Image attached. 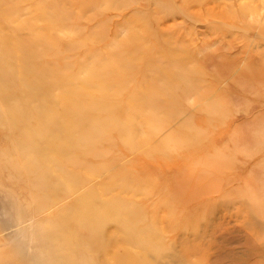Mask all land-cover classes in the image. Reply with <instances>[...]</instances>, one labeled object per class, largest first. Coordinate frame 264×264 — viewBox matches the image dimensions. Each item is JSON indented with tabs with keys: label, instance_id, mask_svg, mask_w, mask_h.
Segmentation results:
<instances>
[{
	"label": "rangeland",
	"instance_id": "rangeland-1",
	"mask_svg": "<svg viewBox=\"0 0 264 264\" xmlns=\"http://www.w3.org/2000/svg\"><path fill=\"white\" fill-rule=\"evenodd\" d=\"M0 264H264V0H0Z\"/></svg>",
	"mask_w": 264,
	"mask_h": 264
}]
</instances>
